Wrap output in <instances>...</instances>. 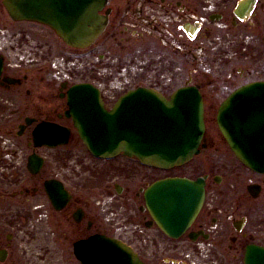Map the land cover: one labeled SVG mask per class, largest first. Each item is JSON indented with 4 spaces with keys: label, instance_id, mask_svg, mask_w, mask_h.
Segmentation results:
<instances>
[{
    "label": "flooded vegetation",
    "instance_id": "obj_1",
    "mask_svg": "<svg viewBox=\"0 0 264 264\" xmlns=\"http://www.w3.org/2000/svg\"><path fill=\"white\" fill-rule=\"evenodd\" d=\"M3 1L0 264H97L98 239L141 264H244L248 247L264 248V172L243 166L216 124L239 89L256 85L264 97V0H107L97 12L105 26L84 49L13 20ZM77 85L93 88L105 111L138 89L168 101L197 90L198 154L168 171L93 157L68 114ZM166 178L203 186L197 215L178 235L145 203L148 187Z\"/></svg>",
    "mask_w": 264,
    "mask_h": 264
},
{
    "label": "water",
    "instance_id": "obj_2",
    "mask_svg": "<svg viewBox=\"0 0 264 264\" xmlns=\"http://www.w3.org/2000/svg\"><path fill=\"white\" fill-rule=\"evenodd\" d=\"M107 0H4L14 20L50 27L73 48L91 45L105 26L98 16ZM86 86L70 96L74 126L89 152L100 158L122 153L159 169L188 162L198 153L203 137V104L196 90L180 89L165 100L150 90H136L106 112L98 96L94 103L81 98ZM256 85L242 88L225 101L217 124L236 158L247 168L264 172V97ZM90 91V90H89ZM231 114V116H230ZM145 199L159 227L170 235L182 233L197 215L203 200L199 184L168 178L153 184ZM99 264H141L129 249L104 239ZM244 264H264V248L248 247Z\"/></svg>",
    "mask_w": 264,
    "mask_h": 264
},
{
    "label": "rangeland",
    "instance_id": "obj_3",
    "mask_svg": "<svg viewBox=\"0 0 264 264\" xmlns=\"http://www.w3.org/2000/svg\"><path fill=\"white\" fill-rule=\"evenodd\" d=\"M165 175H168V174H160L161 177L165 176Z\"/></svg>",
    "mask_w": 264,
    "mask_h": 264
}]
</instances>
